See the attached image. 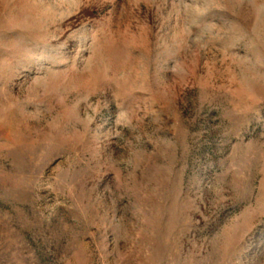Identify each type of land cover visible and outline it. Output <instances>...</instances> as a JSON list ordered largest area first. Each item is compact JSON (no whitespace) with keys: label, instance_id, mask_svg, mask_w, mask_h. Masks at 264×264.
I'll return each mask as SVG.
<instances>
[{"label":"rangeland","instance_id":"rangeland-1","mask_svg":"<svg viewBox=\"0 0 264 264\" xmlns=\"http://www.w3.org/2000/svg\"><path fill=\"white\" fill-rule=\"evenodd\" d=\"M0 264H264V0H0Z\"/></svg>","mask_w":264,"mask_h":264}]
</instances>
